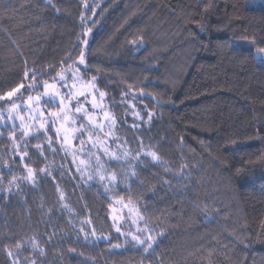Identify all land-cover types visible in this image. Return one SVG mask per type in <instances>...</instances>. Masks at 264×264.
I'll return each mask as SVG.
<instances>
[{
    "label": "trees",
    "instance_id": "trees-1",
    "mask_svg": "<svg viewBox=\"0 0 264 264\" xmlns=\"http://www.w3.org/2000/svg\"><path fill=\"white\" fill-rule=\"evenodd\" d=\"M261 48L264 0H0V96L20 89L0 110L79 69L109 95L120 134L130 131L121 100L151 109L140 134L159 157L111 187L158 236L150 252L117 247L110 196L56 174L0 194V264H14L9 252L31 264L18 243L36 264H264ZM3 171L8 183L13 171ZM60 185L74 216L60 206Z\"/></svg>",
    "mask_w": 264,
    "mask_h": 264
},
{
    "label": "rangeland",
    "instance_id": "rangeland-1",
    "mask_svg": "<svg viewBox=\"0 0 264 264\" xmlns=\"http://www.w3.org/2000/svg\"><path fill=\"white\" fill-rule=\"evenodd\" d=\"M101 1L104 0H94L96 4ZM97 8L98 6L95 9ZM240 46L249 47V45L244 46L243 44H239ZM261 55L264 54L257 53L259 62ZM76 70L74 69L67 76H64L67 80L66 86H62L63 81H59L55 83L54 88L48 89L49 93L56 92L63 95L71 90L72 94L59 105H44L42 100L40 111L45 113L44 116L33 111V107L36 106L35 101H33L32 107L29 106L28 96L12 100L8 106L0 110V117H2L0 118V181L2 182L0 194H20L24 185L33 188L39 187L41 180L49 177L54 180L56 174L66 178L67 181L68 178H73L71 181L79 191H81V186H95L104 195L111 197L110 218L114 234L120 240L117 247L121 249L134 244L136 247L144 249L146 245L137 244L132 240V236H140L142 239L152 236L155 243H153L152 248L147 251L144 250L148 253L157 243L158 236H155L147 225L139 206L133 201L128 202L114 198L111 187L121 180L129 185L131 180L136 177L138 166L146 165L148 162L151 164L159 162V159L153 160L150 155H147L153 151L144 143L140 134L146 126H150L155 115L142 101L124 98L119 102V110L123 122L130 131L126 135L120 134L116 109L107 92L100 88L96 79H84L82 72ZM80 92L84 94L80 95ZM101 92L105 94L103 97L100 96ZM18 93L19 91L11 99L18 97ZM30 95L46 98L44 87L42 91L32 92ZM59 95L57 99H59ZM3 100L10 99L6 95ZM12 103H16L20 107L15 111H10ZM93 104L97 106L93 107ZM76 107H80L81 111L76 112ZM85 112L93 118L95 123L89 122L85 117ZM106 112L108 113L107 117L104 115ZM50 113H58L60 118L53 117ZM65 113L67 114L66 117ZM9 115L12 116V119H9ZM21 116L23 117V124L29 128L30 134L26 138L22 136L23 129L20 127L22 121L19 119ZM41 124H44L43 129L40 127ZM82 124L86 127L81 128ZM96 125H100V127H96ZM13 131L15 132V144L10 139V133ZM129 136L135 140L134 147L137 148L133 149V146H130ZM37 143L42 145L43 155H40L36 149ZM24 151H27L28 155L21 160L20 156ZM59 158L65 160L69 171L72 170L69 177L60 174L59 170L62 163H59ZM40 161H43L41 169H45L44 172L36 169ZM25 165L33 169L35 173L34 182L25 179L27 176ZM3 170L13 171V177L8 183H6ZM101 175L105 177L104 180L100 179ZM113 175L116 177L115 180L111 179ZM61 186H58L60 206L69 216H74L68 194ZM61 195H63V199H61ZM80 230L83 231V228ZM36 250L38 251L39 248L37 247ZM18 253L25 260H30V263L33 260L37 263L41 259L38 255L28 258L23 246ZM15 257V254L12 255L13 260H16Z\"/></svg>",
    "mask_w": 264,
    "mask_h": 264
},
{
    "label": "snow or ice",
    "instance_id": "snow-or-ice-1",
    "mask_svg": "<svg viewBox=\"0 0 264 264\" xmlns=\"http://www.w3.org/2000/svg\"><path fill=\"white\" fill-rule=\"evenodd\" d=\"M47 2L51 3V0H47ZM82 19H83V17H82ZM90 31H91V29H88L84 34L87 35L88 32H90ZM83 43L85 45H87L88 42H87V40H85V41H83ZM259 52L261 54H264V48L259 49ZM260 62H261V64H264V55L260 56ZM79 63L82 64V65L85 64V59H84V53L83 52H81V54H80ZM69 68L71 69L72 66L70 65ZM76 71L79 72V69H77ZM73 75H75V73H73ZM27 76H28V72L26 71L25 72V77H27ZM32 79L33 80L36 79L35 74H33ZM59 79H60V81H63V85L62 86H66L67 85V80L65 79V77L63 75H61L59 77ZM93 79H95V78H93ZM23 87H24V85L21 84L20 88H23ZM43 87L45 89V97L46 98H42L39 95H37L35 97H33L32 95L28 96L29 106L32 107L33 101H35L36 106L33 107V111L34 112H39L40 116H44L45 115L44 112L40 111V106H41V101L42 100H43V104L44 105H59V104H62L64 99L68 98V96H70L72 94L71 90H69L67 93H65L63 95H59L56 92L49 93L48 89L49 88H54L55 87V83L49 84L47 81L44 82ZM73 87H75V84H73ZM93 87H94V85H93ZM18 91H19V88L13 89V91L7 93V97L9 99H11V97ZM79 94L83 95L84 93L80 92ZM58 95H59V99H57ZM104 95L105 94L103 92L100 93L101 97H103ZM3 99H5V97L4 96H0V100H3ZM96 106L97 105L93 104V107H96ZM19 107H20V105H18L16 103H12L10 111H15ZM62 111H63V109H62ZM80 111H81V108L80 107H76V112H80ZM50 115L53 116V117H56V118H60V114H58V113H50ZM66 115L67 114L65 113V117H66ZM104 115H105V117H107L108 113L106 112ZM149 115L151 116V114H149ZM85 117L89 120L90 123H95L93 118L91 116H88L87 112H85ZM0 118H2V117H0ZM9 119H12L11 115H9ZM19 119L22 121L21 126H20L23 129L22 136L26 138L30 134L29 133V128H28V126L23 124V117L22 116L19 117ZM40 127H41V129H43L44 128V124H41ZM85 127H86L85 125H83V124L81 125V128H85ZM96 127H100V125H96ZM89 135H91V132H89ZM36 138L38 139L39 137H36ZM10 139L13 140V144L16 143L15 132L14 131L12 133H10ZM25 145L27 146V141L26 140H25ZM35 147L38 150L39 154L43 155L42 145L37 143L35 145ZM17 154L19 155V153H17ZM27 155H28V152L24 151L23 154L20 156L21 160H23L24 156H27ZM147 155H150L153 160H158L159 159L158 155L155 152H149V153H147ZM115 158L118 159V157H115ZM25 167L27 168V176L25 177V179L34 182L35 181V173H34L33 169L28 167L27 165H25ZM40 171L44 172L45 169H40ZM133 175H135V173H133ZM115 178H116L115 175H113L111 177L112 180H115ZM100 179L104 180L105 177L103 175H101ZM61 199H63V195H61ZM141 219H143V217H141ZM117 231H119V229H117ZM132 240L135 241L137 244L146 245L145 248H144L145 251H147L149 248H152L153 243H155V240H154V238L152 236H148L146 239H142L140 236L133 235L132 236ZM16 247H17V249H20L21 245L18 243L16 245ZM32 247L35 249L38 246H37V244L35 242H33ZM40 254L44 255L43 250L40 251ZM8 255L12 256V253L9 252ZM17 255H19V253ZM14 264H20L19 260L18 259L14 260ZM31 264H36V261L35 260L31 261Z\"/></svg>",
    "mask_w": 264,
    "mask_h": 264
}]
</instances>
